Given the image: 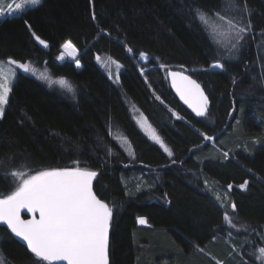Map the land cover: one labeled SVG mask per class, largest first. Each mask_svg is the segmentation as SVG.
Here are the masks:
<instances>
[{
  "label": "trees",
  "instance_id": "obj_1",
  "mask_svg": "<svg viewBox=\"0 0 264 264\" xmlns=\"http://www.w3.org/2000/svg\"><path fill=\"white\" fill-rule=\"evenodd\" d=\"M246 3L251 15L241 14L251 20L256 41L229 52L213 43L196 17L197 9L229 15L222 0H42L0 19L1 60L32 62L73 90L65 95L17 74L0 119V193L14 190L5 175L14 168L34 172L79 160L98 172L94 190L114 210L110 264H261L252 251L264 247V0ZM29 25L49 48L34 40ZM66 40L77 47L80 68L56 59ZM141 52L148 56L143 75L136 66ZM102 54L121 65L118 84L97 66ZM217 59L224 70L210 69ZM174 69H186L204 88L210 101L205 117L172 90L168 70ZM129 104L170 147L171 157L138 129ZM132 165L143 178L146 169H156L149 185L125 184ZM225 215L240 230L234 232ZM138 217L147 224L139 225ZM0 255L5 264H35L1 225Z\"/></svg>",
  "mask_w": 264,
  "mask_h": 264
},
{
  "label": "snow or ice",
  "instance_id": "obj_2",
  "mask_svg": "<svg viewBox=\"0 0 264 264\" xmlns=\"http://www.w3.org/2000/svg\"><path fill=\"white\" fill-rule=\"evenodd\" d=\"M42 0H21V2L7 3L6 6L0 2V17L13 15L24 10L27 5H40ZM225 10L230 14L225 15L221 11H214V16L220 24L224 26L225 32L231 36L235 43L231 44V49L238 50L241 41L252 33L251 20L241 13H247L250 17L251 12L246 0L243 4L238 0H222ZM231 13H235L234 15ZM196 17L205 24L211 19L208 12L202 9L196 10ZM95 20V14L92 16ZM219 24H214L209 30L210 38L217 33ZM31 31V26H28ZM34 40L43 48H49V43L31 31ZM264 35V33H262ZM214 42H218L215 41ZM131 53L133 50L128 48ZM79 55L77 47L71 40H66L61 45L60 55L56 57L58 61L70 58L77 68L81 67L77 58ZM140 58L147 61V54L141 52ZM99 62L101 58L96 57ZM7 63L22 70L23 73L32 72L28 62H18L9 58ZM119 68L120 65L116 61ZM4 65L0 61V70ZM160 68H166L161 63ZM183 68V66H181ZM211 69H225V64L219 59L215 60L210 66ZM185 71H187L185 69ZM185 71L168 70L171 78V85L179 95L180 99L198 117H205L209 111V97L201 84ZM16 75L15 72L12 73ZM143 75V70H141ZM43 80L57 83L61 87H71L65 78L52 81L49 77L41 75ZM119 80V75L116 76ZM235 83V81H234ZM14 83L5 78L0 80V119L4 117L6 106L9 103L10 93ZM156 99H160L159 96ZM163 103V101H161ZM173 115L179 117L175 112ZM144 126V122L141 123ZM146 131L150 138L160 145L169 157L173 152L168 148L156 130L148 125ZM205 141L213 140L212 136L203 134ZM125 143L127 140L125 138ZM129 149L131 145L128 144ZM108 155H112L111 150ZM228 154L225 153V156ZM0 163H3L0 161ZM72 167H50L41 170L31 168L26 171L21 168H14L5 173L6 176L13 178L14 190L10 193H0V225H6L7 230L15 237L20 238L26 243L27 249L33 254L35 264H110L109 257V232L113 222V207L94 191L93 182L98 176V172L90 170L89 167L81 166V161L74 160ZM247 181L239 187L244 188ZM229 189L232 185L228 186ZM233 212L236 210L235 203L231 204ZM26 210L31 214L30 219H23L21 211ZM225 220H229L225 215ZM137 222L141 225L147 224L144 217H138ZM234 227V225H233ZM261 264H264V247L258 249ZM0 264H5L0 260Z\"/></svg>",
  "mask_w": 264,
  "mask_h": 264
},
{
  "label": "rangeland",
  "instance_id": "obj_3",
  "mask_svg": "<svg viewBox=\"0 0 264 264\" xmlns=\"http://www.w3.org/2000/svg\"><path fill=\"white\" fill-rule=\"evenodd\" d=\"M0 2H2L5 6L7 3H12L13 0H0ZM15 2H21V0H15ZM36 5H27L24 10H26L27 8H31V7H34ZM23 10V11H24ZM20 13V12H19ZM15 14H18V13H15ZM14 15V14H13ZM6 16V15H5ZM211 19H208L207 20V29L206 30V26L205 24L201 23L203 25V28L207 31V33L209 34V30L212 29L213 25L214 24H219L220 26L216 29V32L217 33H223L222 35H217L215 33L212 34V37H211V40L213 41V43L220 47L221 49H224V51H235L236 49H231V44L232 43H235V40H233L231 38V36H229L226 32H225V29H224V26L222 24H220V22L214 17V16H210ZM0 18H3V17H0ZM201 22V21H200ZM210 36V34H209ZM256 37L253 33H251L249 36H247L245 38L244 41H241L240 45L238 46V49L240 47H242L244 44H246L248 46L249 42H254L256 40H254ZM215 41H218V42H214ZM255 43V42H254ZM79 53V51H78ZM101 60L98 62L97 59H96V64L97 66L101 69V71H103L107 77L114 83V84H118L119 80L116 79V76L119 75L120 71L122 70V67L120 65V67L118 68L117 67V64L116 63H112V61H115L113 58H111L109 55H106V54H102V55H98ZM137 62H136V66L138 68V71L139 73L141 74V70H143L141 68V65L142 64H146L147 61L143 60L140 58V54L137 55ZM65 60H70L72 61L70 58H66ZM64 60V61H65ZM0 61H3L4 62V65H3V68L2 70H0V80L2 79H7L10 84L11 83H14L15 80H16V77H17V74L19 72L23 73L22 70H19V69H16L15 66L13 65H9L7 63L8 60H1ZM30 64V67L32 68V72H29V73H24V74H27V75H30V76H33L35 77L36 79L38 80H41L42 82H44L48 87L50 88H54V89H57L58 91H60L61 93L65 94V95H73V90L69 91L68 88H64V87H61L59 84L57 83H49L48 80H43V79H40L39 77H41V75H44V76H47L49 77L50 80L52 81H56L58 79H60L61 77H56V76H53L51 75L45 68L43 67H37L35 64H33L32 62H28ZM141 63V64H140ZM80 68V67H79ZM211 69V68H210ZM144 71V70H143ZM173 71V70H172ZM13 72L16 73L15 76H13ZM71 87V86H70ZM72 89V88H71ZM129 111H130V116L131 118L133 119V121L135 122L136 126L138 127V129L143 133L145 134V136L150 140L152 141L154 144L158 145L160 147L159 144H157L156 142H154L150 136L148 135L147 131H146V128L148 125H151L148 120L146 119V117L139 111V109L137 107H135L134 105H131L129 104ZM144 122V126L142 127L141 126V123ZM152 127V125H151ZM153 128V127H152ZM154 129V128H153ZM157 133V132H156ZM113 136L114 138L116 139L117 143L120 145L121 149L125 151V153H127L129 156H133V153H132V149H129L128 147V141L127 143H125V138L118 132V131H114L113 132ZM162 139V138H161ZM163 140V139H162ZM164 141V140H163ZM165 143V142H164ZM165 145L170 148L166 143ZM161 148V147H160ZM162 149V148H161ZM163 150V149H162ZM167 154V153H166ZM131 167V173H132V177L130 178V181H125V184H127V186H129L130 188H140L141 186H146V185H149L150 182H149V176L154 174V172L156 171L155 168H148L146 169V171H144L146 174H144V176L146 177H142L140 175V173H138V171L140 169L138 168H134V165L130 166ZM135 167H137V165H135ZM134 186V187H133ZM210 186L212 189H214L215 191H220L221 188L217 185H215L214 183H210ZM228 190V188H227ZM227 192V191H226ZM225 192V194H226ZM232 228V230L235 232V231H238L240 230L239 227L235 224H229ZM234 225V227H233ZM254 257H256L258 259L259 257V252H258V249L254 248L253 251H252ZM0 260H2V257L0 255ZM260 260V259H258Z\"/></svg>",
  "mask_w": 264,
  "mask_h": 264
},
{
  "label": "water",
  "instance_id": "obj_4",
  "mask_svg": "<svg viewBox=\"0 0 264 264\" xmlns=\"http://www.w3.org/2000/svg\"><path fill=\"white\" fill-rule=\"evenodd\" d=\"M173 71H184V70H180V69H174ZM185 74H187V75H191L189 72H186L185 71ZM192 76V75H191ZM193 77V76H192ZM194 78V77H193ZM169 81H170V85H171V78L169 77ZM171 88H172V90L174 91V93L176 94V96L178 97V99L183 103V101L180 99V97H179V95L176 93V91H175V89L172 87V85H171ZM184 104V103H183ZM185 105V104H184ZM187 108H188V106L187 105H185ZM189 110H191L190 108H188ZM192 111V110H191ZM93 187H94V185H93ZM95 191V190H94ZM21 216H22V218L23 219H30L31 218V214H29V213H27V211L26 210H22L21 211ZM1 226H3L4 228H6V225H1ZM7 229V228H6ZM9 231V230H8ZM9 233H10V231H9ZM11 234V233H10ZM19 243H21L25 248H27V246H26V243L25 242H23L20 238H18V237H15L13 234H11ZM109 237H110V232H109Z\"/></svg>",
  "mask_w": 264,
  "mask_h": 264
},
{
  "label": "crops",
  "instance_id": "obj_5",
  "mask_svg": "<svg viewBox=\"0 0 264 264\" xmlns=\"http://www.w3.org/2000/svg\"><path fill=\"white\" fill-rule=\"evenodd\" d=\"M4 17H5V16H4ZM4 17H3V18H4ZM0 19H2V18H0ZM226 196H227V195H226ZM227 199H228V198H227ZM139 225H141V224H139ZM144 225H145V224H144ZM141 226H143V225H141ZM257 249H259V247H258Z\"/></svg>",
  "mask_w": 264,
  "mask_h": 264
}]
</instances>
